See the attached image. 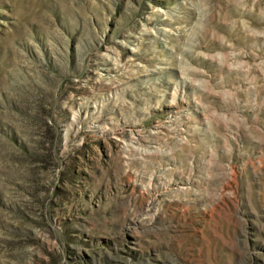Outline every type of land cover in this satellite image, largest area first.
I'll use <instances>...</instances> for the list:
<instances>
[{
	"label": "rangeland",
	"instance_id": "obj_1",
	"mask_svg": "<svg viewBox=\"0 0 264 264\" xmlns=\"http://www.w3.org/2000/svg\"><path fill=\"white\" fill-rule=\"evenodd\" d=\"M0 264H264V0H0Z\"/></svg>",
	"mask_w": 264,
	"mask_h": 264
}]
</instances>
